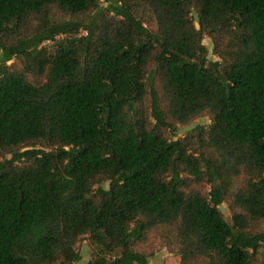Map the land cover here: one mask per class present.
<instances>
[{"label":"trees","instance_id":"16d2710c","mask_svg":"<svg viewBox=\"0 0 264 264\" xmlns=\"http://www.w3.org/2000/svg\"><path fill=\"white\" fill-rule=\"evenodd\" d=\"M105 1L0 0V264H264V0Z\"/></svg>","mask_w":264,"mask_h":264},{"label":"rangeland","instance_id":"374dc122","mask_svg":"<svg viewBox=\"0 0 264 264\" xmlns=\"http://www.w3.org/2000/svg\"><path fill=\"white\" fill-rule=\"evenodd\" d=\"M107 4L108 3L105 0H101V7L105 8ZM142 14L145 18L148 19L147 25L149 26V28L155 30V21L149 16L148 13ZM57 17L60 16L58 15ZM193 17L196 19L195 12H193ZM196 25L198 26V23H196ZM203 43L208 47L209 50L208 59L219 60V57L214 54V46L212 39L209 36H204ZM46 44H49V42H46ZM18 62L19 59L14 58L8 64ZM148 103L149 100H147V104ZM210 123V117L205 115L195 119L190 125L177 126L175 132L178 134V137H182L185 136L189 132V130L195 127L196 125L209 126ZM108 185V183H104L105 187H108ZM205 189H209V186H207ZM219 208L223 213L225 219L229 223H232L233 211L230 208L229 201L222 203ZM260 227L264 229V224H261ZM76 247L82 255V260L78 264H85L92 258V245L88 235L81 237ZM135 248L138 251L149 255L150 264H180V257L175 252H172V250L164 244V242L161 240V238L155 231L150 232L146 240L136 244Z\"/></svg>","mask_w":264,"mask_h":264}]
</instances>
